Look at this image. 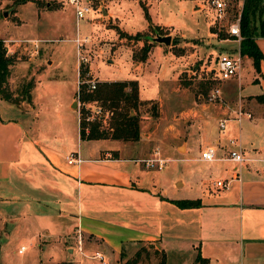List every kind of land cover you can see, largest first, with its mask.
Wrapping results in <instances>:
<instances>
[{"label": "crops", "instance_id": "crops-1", "mask_svg": "<svg viewBox=\"0 0 264 264\" xmlns=\"http://www.w3.org/2000/svg\"><path fill=\"white\" fill-rule=\"evenodd\" d=\"M108 12L107 17L117 18ZM180 45L173 42L166 48L153 44L145 61L134 59L130 47L134 69L142 72L149 69L154 53L161 59L171 58L167 59L172 64L171 78L160 72L156 93L146 92L152 88L143 84L138 73L121 79L138 80L141 100L157 105L156 119H183L171 141L159 137V126L149 111L142 117L148 118L150 125L142 124L138 140L82 138L78 108L76 122H65L60 114L52 123L42 124L38 116L30 118L23 107L0 98V224L7 239L26 235L33 246L62 244L69 253L63 260L66 264H89L86 260L95 259L96 251L105 254L108 264H120L123 252L131 255L142 245L164 249L167 259L170 251H178L186 259L183 253L191 250L193 258L201 252L210 264H264V104L255 98L264 91L235 97L230 90L236 79L216 80L217 84L222 81L220 97L237 105H220L213 113H228L223 118L236 119L235 110L241 105L251 113L247 117L255 121L253 127L260 126L252 129L254 137L248 139L239 124L232 147L239 148L244 160L234 168L227 152L230 137H214L207 127L210 116L204 113L205 105L197 104L204 93L193 86L194 71L189 66L194 53L185 48L188 42ZM243 57L252 64L249 56ZM250 70L257 73L253 64ZM184 73L192 84L182 82ZM238 86L243 87L237 82ZM195 114L197 122L192 121ZM180 141L185 151L180 150ZM197 142L201 152L207 145H215L217 154L213 160L183 157L207 161L215 173L209 178L199 172L196 193L181 195L179 187L188 182L185 177L176 176L169 188L163 183L162 172L145 164L147 158L157 155V149L171 161L187 154ZM71 151L81 154L80 163L67 161ZM218 178L230 179L229 186H215ZM183 198H199L201 205L181 206L176 199ZM80 235L84 252L78 248Z\"/></svg>", "mask_w": 264, "mask_h": 264}, {"label": "rangeland", "instance_id": "rangeland-1", "mask_svg": "<svg viewBox=\"0 0 264 264\" xmlns=\"http://www.w3.org/2000/svg\"><path fill=\"white\" fill-rule=\"evenodd\" d=\"M41 1L42 4L31 0L14 4L13 0H0V36L5 41L8 53L16 57L9 81L10 88L15 95L22 98L21 102L16 104L27 110L30 118L38 116L42 124L52 123L60 114H63L62 118L65 122H76L75 108L79 110L82 104L77 95L78 86L80 80L87 83L90 77L98 80H121L134 77V74L138 73V78L143 84L152 88V90L146 89V92L156 93L160 72L166 74V78H171L172 64L167 60L171 58L161 59L159 54L154 53L149 69L144 72L140 68L134 69L130 47L139 49L144 41L153 44L160 43L166 48L173 42L177 45L188 42L190 45H185V48H191L194 53V59L189 66L194 71L192 73L193 86L200 91L203 90L198 82L207 80L209 67L216 66L218 55L224 51L233 52L240 42L224 28L236 18L235 10L239 9L242 0H226V16L220 21L214 17L211 0H97L96 8L82 19L77 18L71 5H66L61 0ZM145 8L148 9L153 21L150 26ZM108 9L117 18L107 17ZM154 22L167 24L181 33L194 37L185 38L180 32L170 27L154 24ZM119 25L133 31L132 36L122 38L117 31ZM159 27L172 36L170 43L154 39L160 30ZM212 27L217 31L226 32L228 37L219 38L217 32L212 34L210 31ZM86 35L91 37V41L81 51L89 57V60L84 62L81 59L76 39ZM257 44L264 55V36H259ZM242 67L241 74L226 79V81L236 79L235 87L230 90V93L235 97H240L252 92H263L264 58L260 62L259 71L255 70L257 73L254 75L250 70L252 64L244 57ZM85 68H87L86 71H84ZM185 74L186 77H190L188 73ZM237 76L240 77L236 78ZM255 76L258 80L254 78ZM29 82H31V102L23 99L24 89L28 87ZM237 82L243 87H237ZM217 85L221 92L222 81H219ZM211 89L201 96L197 104L199 107H202V103L205 105L204 113L210 116L207 127L211 133H214L213 136L217 134L221 138L238 137L239 124H241L245 137L253 138L252 129L256 130L260 126L253 127L255 121L247 116H243L240 122L234 118H227L225 128L219 127V120L228 113L217 115L213 112L219 110L220 105L230 104L235 108L237 102L229 103L220 97L221 93L216 99L211 100ZM146 92L144 91L145 94ZM93 104L96 103L93 102ZM153 104L156 103L146 101L141 107L142 114L151 113ZM157 116L150 118L159 126V137L171 141L176 126L181 127L183 119H156ZM197 116V114L193 115L192 121L197 122ZM145 119L148 118L142 117L141 124L150 125V122H146ZM173 122L174 125H172ZM180 144V150L185 151L182 141ZM190 156H201L199 142L193 145L187 154L177 155L178 159L169 161L164 168L160 169L164 176L163 183L169 188L173 186L176 176L187 179V184L179 187L181 195L196 193L194 188L200 171L201 174H208L209 178L215 176L207 161L183 159V157ZM6 233L7 231H2L0 224V264H66L63 260L68 257L69 253L64 245L45 247L37 244L33 246L29 236L14 235L7 239ZM22 244L26 245L23 253L19 252ZM148 249L152 252V256L148 261L144 260V264H157L159 258L153 255L154 248ZM193 253L191 250L185 251L183 255L186 259H182V253L170 251L168 264H200L195 257H192ZM81 257L86 258L82 255ZM96 258H88L86 261H89V264H101Z\"/></svg>", "mask_w": 264, "mask_h": 264}, {"label": "trees", "instance_id": "trees-1", "mask_svg": "<svg viewBox=\"0 0 264 264\" xmlns=\"http://www.w3.org/2000/svg\"><path fill=\"white\" fill-rule=\"evenodd\" d=\"M27 1L29 0H13V3L19 4ZM31 1L42 4L41 0ZM145 9L151 25L152 20L150 14L148 9ZM235 13H237L236 17L239 16L241 32V40L239 42L240 53L249 56L252 59L253 67L256 71H259L260 62L264 58V55L257 44L256 38L264 36V0H242L239 9L236 8ZM159 29L158 33L161 35L168 33L161 27H159ZM224 29L226 30V28ZM211 30L217 32L218 36L221 38L228 37L226 32L217 31L214 27H212ZM117 31L121 37L132 36L131 33L123 30L121 27H117ZM158 33L157 35H159ZM152 47L153 43L145 41L139 49H134V59L145 61ZM15 60L16 57L8 53L5 41L0 37V98H4L13 103H19L22 98L15 95V92L10 88L9 84L11 68ZM86 70L87 68L84 69V71ZM181 78L182 82L192 84L186 75H182ZM198 84L203 90L202 92L207 94L209 90L217 84V81L211 77H207V80H201ZM27 86L28 87L24 89L25 95L23 99L31 102V82H29ZM77 95L82 103L79 108V124L82 138L140 139L143 113L141 107L146 101L140 98L138 80H99L97 87L93 90H89L88 84L84 82V80H80ZM255 98L264 104V92L257 94ZM87 101H97L105 110L110 112L108 124H105L103 120L97 118L88 119L89 110L85 106ZM151 113L154 116L158 115L156 104L152 105ZM176 201L179 205L184 207L201 205V200L199 198H183L176 199ZM151 254L152 252H150L148 247L142 245L131 255L123 252L120 264H140L141 262L144 264V260L148 261L149 257L152 256ZM153 255L159 258L157 264H167V254L164 249L154 248ZM196 260L200 262V264H210L209 258L203 256L201 252H198Z\"/></svg>", "mask_w": 264, "mask_h": 264}, {"label": "built area", "instance_id": "built-area-1", "mask_svg": "<svg viewBox=\"0 0 264 264\" xmlns=\"http://www.w3.org/2000/svg\"><path fill=\"white\" fill-rule=\"evenodd\" d=\"M66 5H71L74 8L75 14L78 19H82L88 16V14L96 8L97 0H61ZM211 4L214 9V17L216 20H223L226 16L227 6L226 0H211ZM226 30L230 35H233L237 41L241 40V32L239 26V16L235 19L231 20L226 25ZM77 46L79 48V53L86 47V45L91 41V37L86 35L84 37H78L76 39ZM239 43V42H238ZM82 61L89 60L87 55H84L81 52ZM242 68V54L240 53L239 46L233 51L228 52L224 51L218 55L216 60V66L209 67V76L214 80H224L239 74V71ZM89 75V72H88ZM99 80L97 78L90 77L87 79L88 89L93 90L97 87ZM220 94V87L216 84L211 89L210 98L213 100L216 99ZM93 102L96 104L94 105ZM85 106L89 110L88 119H100L103 120L105 124H108V119L110 117V112L105 110V108L97 101H87ZM236 116L235 118L240 121L241 118L246 116H251L249 111H245L241 105L237 107L235 110ZM227 117L221 118L219 120V127L221 129L225 128V122ZM236 140L232 137L228 139V144L231 147L227 148L228 156L233 161L234 168L240 165L244 158L242 152L239 148H234ZM228 146V145H227ZM157 155L147 158L145 160L146 166L150 168H154L156 170H160L165 167L168 163L169 159L165 158L161 155L160 151L157 150ZM217 147L215 145H207L202 149L201 156L205 160H213L216 158ZM66 159L69 163H80L82 161V156L78 151H71L66 155ZM215 186L218 188H227L230 184V179L227 178H218L214 180ZM78 248L80 251H83V240L82 236H79L78 239ZM26 249V245H22L20 247V252H23ZM84 252V251H83ZM86 254V253H84ZM94 257H97L102 264H108V259L102 251H96L93 254Z\"/></svg>", "mask_w": 264, "mask_h": 264}, {"label": "water", "instance_id": "water-1", "mask_svg": "<svg viewBox=\"0 0 264 264\" xmlns=\"http://www.w3.org/2000/svg\"><path fill=\"white\" fill-rule=\"evenodd\" d=\"M155 40L160 42L170 43L172 41V36L170 34H165V35L159 34L155 37Z\"/></svg>", "mask_w": 264, "mask_h": 264}]
</instances>
